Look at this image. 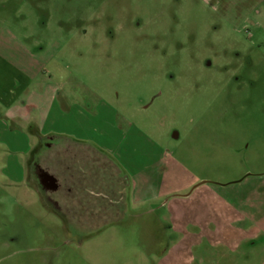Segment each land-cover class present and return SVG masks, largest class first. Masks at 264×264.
<instances>
[{
	"label": "rangeland",
	"instance_id": "374dc122",
	"mask_svg": "<svg viewBox=\"0 0 264 264\" xmlns=\"http://www.w3.org/2000/svg\"><path fill=\"white\" fill-rule=\"evenodd\" d=\"M263 21L264 0H0V38L32 33L27 47L54 53L39 79L93 111L90 130L137 134L136 164L163 190L152 213L95 226L51 209L35 171L43 192L10 180L0 147V264H256L260 240L245 256L216 243L254 228L225 196L247 197L264 229Z\"/></svg>",
	"mask_w": 264,
	"mask_h": 264
},
{
	"label": "crops",
	"instance_id": "0c3cea01",
	"mask_svg": "<svg viewBox=\"0 0 264 264\" xmlns=\"http://www.w3.org/2000/svg\"><path fill=\"white\" fill-rule=\"evenodd\" d=\"M33 37L32 33L24 37L13 33L0 38V147L12 150L16 156L9 168L17 171V178L10 180L23 185L32 180L41 192L40 185L47 189L45 200L61 217L96 220L95 226L107 219L138 218L152 213L153 208L145 206L163 190L161 182L155 187L150 179L151 165L136 164L135 141L140 137L111 129L99 131L96 126L90 130L88 124L98 116L83 103L71 101L70 94H62V83L39 79L42 60L51 59L54 53L46 56L32 51L24 40ZM32 41L41 43L39 38ZM18 120L29 121L27 127H13L10 121ZM30 170L35 171L40 185L30 178ZM223 202L236 222L250 223L254 228L238 229L233 242L216 243L217 247L231 255L245 256L248 241L255 248L260 240L258 250L263 258L259 257L256 264H264V229L250 217L248 198L225 196ZM175 213V218H186L178 208ZM197 214L209 218L205 212ZM198 245L199 241L193 242L194 251ZM177 249L186 250L184 245ZM196 259L193 255L192 263Z\"/></svg>",
	"mask_w": 264,
	"mask_h": 264
},
{
	"label": "flooded vegetation",
	"instance_id": "af4514ba",
	"mask_svg": "<svg viewBox=\"0 0 264 264\" xmlns=\"http://www.w3.org/2000/svg\"><path fill=\"white\" fill-rule=\"evenodd\" d=\"M46 184L48 185V182L46 181Z\"/></svg>",
	"mask_w": 264,
	"mask_h": 264
},
{
	"label": "water",
	"instance_id": "95a60500",
	"mask_svg": "<svg viewBox=\"0 0 264 264\" xmlns=\"http://www.w3.org/2000/svg\"><path fill=\"white\" fill-rule=\"evenodd\" d=\"M203 183V182H202Z\"/></svg>",
	"mask_w": 264,
	"mask_h": 264
}]
</instances>
